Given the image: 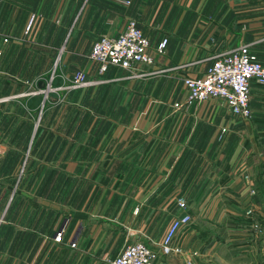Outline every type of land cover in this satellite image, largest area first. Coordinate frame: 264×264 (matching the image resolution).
I'll list each match as a JSON object with an SVG mask.
<instances>
[{
	"label": "crops",
	"instance_id": "0c3cea01",
	"mask_svg": "<svg viewBox=\"0 0 264 264\" xmlns=\"http://www.w3.org/2000/svg\"><path fill=\"white\" fill-rule=\"evenodd\" d=\"M128 20L162 54L138 78L97 77L92 44ZM239 45L264 65V0H0V264H106L129 242L156 250L183 214L174 253L152 264H252L243 213L264 223V84H250L245 120L182 89ZM52 71V88L79 71L104 82L49 92Z\"/></svg>",
	"mask_w": 264,
	"mask_h": 264
},
{
	"label": "built area",
	"instance_id": "2783aa9c",
	"mask_svg": "<svg viewBox=\"0 0 264 264\" xmlns=\"http://www.w3.org/2000/svg\"><path fill=\"white\" fill-rule=\"evenodd\" d=\"M123 1L126 5L130 2V0ZM33 19L32 15L29 16L24 33H27ZM6 40V38L3 39L4 42ZM148 41L147 36L136 28L135 23L128 20L117 35L99 36L90 48L88 60L96 65L97 77H100L108 67H114L128 72L129 77L138 78L141 73H136V68L152 66L154 55H161L165 44V40H162L151 53ZM56 61L57 59L53 64V69ZM53 74L52 71L46 87L49 92L81 89L104 82L102 79L89 81L85 78L84 72L79 71L70 76L61 77L62 86L52 88L50 83L53 80ZM251 83L264 84V65L257 62L243 45L227 48L212 57L211 65L200 77L182 79L184 102L185 104H199L217 101L230 116L245 120L249 118L248 98ZM38 93L43 92L38 91ZM173 107L178 108L179 104L175 103ZM227 130L226 126L219 128V140H222ZM242 180L244 185L250 186L248 176H243ZM248 194L253 195L251 187L248 189ZM176 204L179 208H183L181 199H178ZM251 212L252 208H249L244 215L250 217ZM189 222L190 217L187 214L173 218L156 250L140 241L129 242L115 258L107 261L106 264H152L157 255L168 256L174 253L172 240L176 233ZM61 239L62 228L55 232L52 242L59 244ZM69 247L74 248V244L70 243ZM186 263L190 264V261Z\"/></svg>",
	"mask_w": 264,
	"mask_h": 264
},
{
	"label": "rangeland",
	"instance_id": "374dc122",
	"mask_svg": "<svg viewBox=\"0 0 264 264\" xmlns=\"http://www.w3.org/2000/svg\"><path fill=\"white\" fill-rule=\"evenodd\" d=\"M97 79L100 80L102 78L96 77L94 80H97ZM101 83H103V82H101ZM101 83H99V84H101ZM94 86H96V85H94ZM65 91H67V90H65ZM255 179L257 180V178H255ZM252 191L254 194L253 186H252ZM257 211L258 210L254 211V208H252V264H264V223H260L257 220V217H256L258 215ZM243 215H244V213H243ZM248 234L245 233V237H247V240L249 242H251L250 241L251 238H250V236H248ZM246 248L248 249V246H246ZM241 258H242L241 261L243 260V262L241 264H246L244 253L243 254L241 253Z\"/></svg>",
	"mask_w": 264,
	"mask_h": 264
}]
</instances>
